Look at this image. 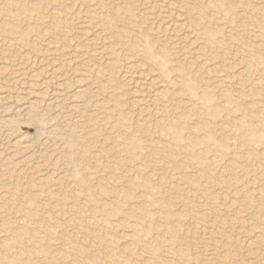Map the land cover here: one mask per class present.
I'll return each mask as SVG.
<instances>
[{
  "label": "rangeland",
  "instance_id": "1",
  "mask_svg": "<svg viewBox=\"0 0 264 264\" xmlns=\"http://www.w3.org/2000/svg\"><path fill=\"white\" fill-rule=\"evenodd\" d=\"M0 22V264H264V0H0Z\"/></svg>",
  "mask_w": 264,
  "mask_h": 264
},
{
  "label": "bare ground",
  "instance_id": "2",
  "mask_svg": "<svg viewBox=\"0 0 264 264\" xmlns=\"http://www.w3.org/2000/svg\"><path fill=\"white\" fill-rule=\"evenodd\" d=\"M4 6H5V5H4ZM1 7H2V6H1ZM7 8H8V6H7ZM9 9H11V8H8V10H9ZM15 10H17V9H15ZM49 10H50V9H49ZM6 11H7V10H6ZM11 11H12V10H11ZM8 12H10V11H8ZM1 13H2V12H1ZM4 13H5V12H4ZM11 13H12V12H11ZM13 13H14V12H13ZM9 14H10V13H9ZM21 14H22V13H21ZM21 14H18V15H21ZM5 15H6V14H5ZM5 15H4V17L1 15V16L3 17V19L5 18ZM7 15H8V14H7ZM25 15H26V14H25ZM50 15H51V14H50ZM16 16H17V15H16ZM21 16H22V15H21ZM54 16H55V15H54ZM54 16H53V17H54ZM178 16H179V15H178ZM178 16L176 15L175 17H178ZM55 17H56V16H55ZM55 17H54V18H55ZM180 17H181V16H180ZM12 18H13V17H12ZM12 18H11V19H12ZM18 18H20V17H18ZM22 18H23V17H22ZM56 18H57V17H56ZM20 19H21V18H20ZM176 19H178V18H176ZM4 20H6V19H4ZM50 20H51V19H50ZM6 21H7V20H6ZM11 21H12V20H11ZM58 21H59V20H58ZM183 21H184V20H183ZM7 22H9V21H7ZM19 22H20V21H19ZM55 22H56V21H55ZM173 22H174V21H173ZM179 22H180V24H182L180 20H179ZM0 23H1V22H0ZM4 23H5V22H4ZM4 23H2V24H4ZM10 23H11V22H10ZM177 23H178V22H177ZM2 24H0V25H2ZM7 24H8V23H7ZM59 24H60V23H59ZM178 24H179V23H178ZM178 24H176V22H175V25H178ZM180 24H179V25H180ZM183 24H184V23H183ZM10 25H11V24H10ZM12 25H15V24H12ZM51 25H52V23H51ZM55 25H56V24H55ZM173 25H174V24H173ZM175 25H174V26H175ZM2 26H3V25H2ZM16 26H17V25H16ZM181 26H182V25H181ZM59 27H60V26H59ZM59 27H57V28H59ZM61 27H62V26H61ZM0 28H1V27H0ZM8 28H10V27H8ZM51 28H52V27H51ZM53 28H55V27H53ZM180 28H181V27H180ZM29 29H30V28H29ZM178 29H179V26H178ZM178 29H177V30H178ZM0 30H1V29H0ZM9 30H11V29H9ZM25 30H26V29H25ZM100 30H102V29H100ZM12 31H13V29H12ZM12 31H11V32H12ZM17 31H18V30H17ZM56 31H57V29H56ZM96 31H98V30H96ZM178 31H179V30H178ZM13 32H14V31H13ZM15 32H16V30H15ZM19 32L21 33V31H19ZM23 32L25 33V31H23ZM23 32H22V33H23ZM1 33H2V32H1ZM16 33H17V32H16ZM100 33H101V32H100ZM11 34H13V33H11ZM17 34H18V33H17ZM17 34H16V36H17ZM26 34H27V33H26ZM24 35H25V34H24ZM24 35H23V36H24ZM95 35H96V34H95ZM97 35H98V34H97ZM5 36H7V35H5ZM10 36H11V35H10ZM19 36H21V35L19 34ZM19 36H18V37H19ZM23 36H22L21 38H23ZM12 38H13V37H12ZM12 38H11V39H12ZM24 38H25V37H24ZM3 39H4V38H3ZM9 39H10V38H9ZM17 39H18V38H16V40H17ZM70 39H71V38H70ZM12 40H14V39H12ZM23 40H24V39H23ZM2 41H6V40L4 39V40H2ZM180 41H181V40H180ZM183 43H184V42H183ZM181 45H182V43H181ZM44 48H45V47H44ZM151 50H152V49H151ZM146 51H147V50H146ZM162 51H163V50H162ZM162 51H161V52H162ZM23 52H24V51H23ZM147 52H148V51H147ZM161 52H160V53H161ZM182 52H183V51H182ZM183 53H184V52H183ZM67 54H68V53H67ZM148 54H149V52H148ZM148 54H146V55H148ZM161 54H162V53H161ZM149 55H150V54H149ZM153 55H154V53H153ZM159 55H160V54H159ZM182 55H183V54H182ZM144 56H145V55H144ZM150 56H151V55H150ZM154 56H155V58H157V57H156V54H155ZM161 56H162V55H161ZM163 56H164V55H163ZM163 56H162V57H163ZM159 57H160V56H159ZM148 58H149V56H148ZM150 59H151V58H150ZM150 59H149V60H150ZM152 59H153V58H152ZM38 60H39V59H38ZM140 61H141V60H140ZM167 61H168V60H167ZM156 62H157V61H156ZM165 62H166V61H165ZM154 63H155V62H154ZM166 63H167V62H166ZM1 64H2V63H1ZM1 64H0V65H1ZM157 64H158V63H157ZM160 64H161V63H159V65H160ZM10 65H11V64H10ZM126 65H127V64H126ZM1 66H2V65H1ZM14 66H15V65H14ZM138 66H139V65H138ZM4 67H5V66H4ZM6 67H7V66H6ZM160 67L162 68L163 66H160ZM2 68H3V67H2ZM13 68H14V67H12V69H13ZM57 68H58V67H57ZM156 68H157V67H156ZM4 69H5V68H4ZM14 69H15V68H14ZM18 69H19V68H18ZM0 70H1V74L3 75V72H4L5 70L1 69V67H0ZM2 70H3V71H2ZM76 70H77V69H76ZM159 70H163V69H159ZM19 71H20V73L18 72V75H19V76L17 75V79H16V80H18V82H19V81L22 82V80L24 79V76H25V77H27V80H26L27 83H29V82L32 83V81H33V80H32V79H33V76L35 75V74L32 75L33 72L30 73L31 75H29V73L27 74L26 72H24V70H23V71H22V70H19ZM140 71H141V70H140ZM5 72H6V71H5ZM34 72H35V71H34ZM242 72H243V71H242ZM6 73H7V72H6ZM12 73H13V72H12ZM15 73H17V72H15ZM15 73H14V74H15ZM1 74H0V75H1ZM3 76H4V75H3ZM15 76H16V74H15ZM36 76H37V75H36ZM7 77H8V76H7ZM85 78H86V77H85ZM74 79H75V78H74ZM16 80H15V82H16ZM240 81H241V80H240ZM22 83H24V81H23ZM27 83H26V84H27ZM182 83H183V82H182ZM26 84H25V85H26ZM183 84H184V83H183ZM184 85H185V84H184ZM188 85H189V84H188ZM188 85H187V88H186V89H188ZM181 86H182V85H181ZM30 88H31V87H29V86H28L27 88H25V89L22 88V91L24 90V95H25V96H24V95H23V96H24V98H25V97L28 98V100L31 99L30 95H31V93H32V90H31ZM84 88H85V87H84ZM103 88H104V87H103ZM77 89H80V88H77ZM132 89H133V88H132ZM75 90H76V89H75ZM101 90H102V89H101ZM162 90H163V89H162ZM184 90H185V89H184ZM25 91H26V92H25ZM44 91H45V90H44ZM83 92H84V91H83ZM83 92H82V93H83ZM188 92H189V91H188ZM159 93H160V92H159ZM22 94H23V93H22ZM66 94H67V93H66ZM154 94L156 95V91H155ZM157 94H158V93H157ZM32 95H33V94H32ZM82 95H83V94H82ZM82 95H81V92H79V91H75V93H74L72 96L75 97V100H76V97H77V98H78V97L80 98V96L82 97ZM161 95H162V94H161ZM70 97H71V96H70ZM152 97H154V96H152ZM158 97H159V96H158ZM158 97H157V98H158ZM18 98H19V97H18ZM24 98H23V99H24ZM79 98H78V99H79ZM155 98H156V97H155ZM157 98H156V99H157ZM78 99H77V100H78ZM159 99H160V98H159ZM159 99H158V102H159ZM3 100H5V99L1 97V98H0V103H1ZM15 100H16V98H15ZM72 100H73V99H72ZM77 100H76V101H77ZM84 100H85V99H84ZM6 101H7V100H6ZM26 101H27V99H26ZM50 101H51V100H50ZM70 101H71V100H70ZM155 101H156V100H155ZM162 101H163V100H162ZM71 102H72V101H71ZM73 102H74V100H73ZM77 102H78V101H77ZM81 102H82V101H81ZM152 102H153V101H152ZM158 102H157V104H158ZM3 103H4V102H3ZM13 103H14V102H13ZM154 103H155V102H154ZM161 103H162V102H161ZM5 104H6V103H5ZM8 104H9V103H8ZM8 104H7V105H8ZM16 104L18 105L17 102H16ZM61 104H62V103H61ZM73 104H74V103H73ZM77 104H78V103H77ZM80 104H81V103H80ZM118 104H119V102H118ZM9 105H10V104H9ZM11 105H12V104H11ZM19 105H20V104H19ZM24 105H25V104H24ZM24 105H23V106H24ZM58 105H59V104H58ZM75 105H76V104H75ZM1 106H2V105H1ZM21 106H22V105H21ZM25 106H26V105H25ZM27 106H28V107L20 108V106H15V107H13V105H12L13 108L11 107V110H10V111H12V113L14 114V116H17V117H24V116H26V115L28 116V111L31 110L29 118H30V119H33V120H36L34 114H32V113H34V112H32V111H33V110H36L35 108L38 107V106H36L35 103H34V102H31V101H29V105H27ZM80 106H81V105H80ZM8 107H9V106H8ZM70 107H71V106H70ZM75 108H76V106H75ZM75 108H74V109H75ZM7 109H8V108H7ZM74 109H73V110H74ZM7 111H8V110H7ZM36 111H37V110H36ZM58 111H59V110H58ZM38 112H39V109H38ZM36 114H37V113H36ZM37 116H38V115H37ZM1 117H2L1 119H3L4 116H1ZM9 118H10V117H9ZM26 118H27V117H26ZM37 118H38V117H37ZM41 118H43V117H41ZM4 119H5V118H4ZM6 119H7V118H6ZM24 120H25V119H24ZM8 121H9V120H8ZM36 122H37V124H41V123H42V121H40V119H39V121H38V119H37ZM250 122H251V121H250ZM250 122H249V123H250ZM43 123H44V122H43ZM43 123H42V124H43ZM29 125H30V124H29ZM170 127H171V126H170ZM250 127H251V126H250ZM263 127H264V126H263ZM245 128H246V127H245ZM248 129H250V128H248ZM246 130H247V128H246ZM36 131H37V130H36ZM250 131H251V130H250ZM259 131H260V130H259ZM200 132H201V131H200ZM200 132H199V133H200ZM207 132H208V131H207ZM207 132H206V133H207ZM243 132H244V131H243ZM248 132H249V131H248ZM260 132H261V131H260ZM260 132H259V133H260ZM194 133H195V132H194ZM202 133H203V132H202ZM208 133H209V132H208ZM208 133H207V134H208ZM250 133H251V132H250ZM253 133H254V132H253ZM257 133H258V131H257ZM263 133H264V132H263ZM263 133H261V134L263 135ZM207 134H206V136H207ZM261 134H259V135H261ZM196 135H198V133H197ZM196 135H195V136H196ZM199 135H200V134H199ZM202 135H203V134H202ZM209 135H210V134H209ZM259 135H258V136H259ZM255 136L258 137L257 135H255ZM20 137H21V136H20ZM34 137H35V136H34ZM260 137H261V136H260ZM205 138H207V137H205ZM212 140H213V138H212ZM134 141H135V140H134ZM213 141H214V140H213ZM202 142H203V141H202ZM221 142H222V141H221ZM132 143H133V141L131 142V144H132ZM204 143H205V141H204ZM204 143H203V144H204ZM28 144H29L28 140L25 139V137H24V139H22L20 145H22L23 147H27ZM195 144H196V143H195ZM222 144H223V143H222ZM136 145H137V144H136ZM220 145H221V144H220ZM220 145H218V146H220ZM132 146H133V145H132ZM197 146H200V145L197 144ZM197 146H196V147H197ZM201 146H202V144H201ZM222 146H223V145H222ZM222 146H221V147H222ZM137 147H138V146H137ZM193 147H194V146H193ZM132 148H133V147H132ZM134 148H136V147H134ZM134 148H133V149H134ZM127 149H128V148H127ZM124 233H125V232H124ZM132 235H133V234H132Z\"/></svg>",
  "mask_w": 264,
  "mask_h": 264
}]
</instances>
